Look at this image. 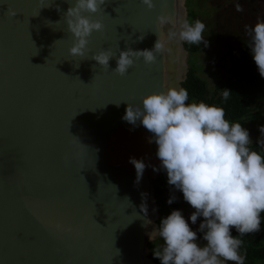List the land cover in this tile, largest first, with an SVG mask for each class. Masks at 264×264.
I'll return each mask as SVG.
<instances>
[{
	"label": "water",
	"instance_id": "water-1",
	"mask_svg": "<svg viewBox=\"0 0 264 264\" xmlns=\"http://www.w3.org/2000/svg\"><path fill=\"white\" fill-rule=\"evenodd\" d=\"M184 3L105 0L84 13L104 27L81 57L65 18L75 0H0V264L154 262L161 162L153 134L122 117L146 95L182 88L186 49L169 33L186 20ZM159 34L168 50L155 63L113 71L120 51L152 50ZM108 49L103 68L91 57ZM130 158L146 165L139 181Z\"/></svg>",
	"mask_w": 264,
	"mask_h": 264
},
{
	"label": "clouds",
	"instance_id": "clouds-1",
	"mask_svg": "<svg viewBox=\"0 0 264 264\" xmlns=\"http://www.w3.org/2000/svg\"><path fill=\"white\" fill-rule=\"evenodd\" d=\"M105 0H75L66 13L73 45V56L85 55L88 38L93 31H102L100 20H92L84 13H96ZM149 10L155 7L154 0H141ZM236 10L243 11L237 4ZM15 15L14 12L10 13ZM158 25L168 23L165 16L157 17ZM205 24L200 20L180 24V31L169 33V39L177 35L180 41L190 45L207 46L203 35ZM249 37L247 47L261 78H264V21L246 26ZM138 39L142 40L143 35ZM166 41L161 38L154 49L120 51L117 66L113 71L124 76L134 65L135 59L143 58L146 64L156 62V54L165 53ZM115 56L110 49L94 54V59L103 68ZM231 92L222 90L225 101ZM189 93L184 88H168L142 97L139 104H129L122 117L132 125L137 121L153 134L149 141L157 146L156 156L167 174V182L183 194L184 201L194 211L188 220L196 224L203 217L198 231L206 241L200 246L197 231H194L180 210H173L162 218L158 235L163 248L153 252L161 264H245L240 255L242 241L233 236L235 229L241 236L260 231L261 213H264V155L251 150L249 131L239 122L230 123L225 110L205 102L187 103ZM118 105V104H117ZM259 131L264 134V125ZM137 181L145 170L143 160L130 158ZM154 171L157 169H153ZM175 201L171 197L168 203ZM142 211L147 212L142 205ZM149 221L148 223H150Z\"/></svg>",
	"mask_w": 264,
	"mask_h": 264
},
{
	"label": "rangeland",
	"instance_id": "rangeland-1",
	"mask_svg": "<svg viewBox=\"0 0 264 264\" xmlns=\"http://www.w3.org/2000/svg\"><path fill=\"white\" fill-rule=\"evenodd\" d=\"M237 4L243 11L236 10ZM184 5L186 20L189 23L200 20L205 24L203 35L207 41V46L203 42L197 45L195 52L189 53L184 49L180 52L182 67L187 70L185 74L192 70L205 82L207 90L201 95L203 98L210 97L213 93L217 94L221 84L236 89L238 99H241L244 93L248 94L250 99L253 98V103L241 111L246 120L240 124L250 133V149L264 150V134L259 131L260 126L264 125V78L260 77L247 47L249 37L246 33V26L251 27L258 21H264V0H185ZM183 76L184 74L181 78ZM197 101L198 99H194L190 103ZM153 184L157 193L155 196L158 215L156 232L154 230L149 240V253L164 246L162 238L158 235L162 218L173 210H180L188 220L194 211L186 201L168 203L166 181L162 180L159 186L155 179ZM202 220L203 217H199L196 224H191L188 220L190 227L197 231V242L200 246L206 244L202 238L203 234L198 231ZM222 264L233 262L222 261ZM255 264H264V260Z\"/></svg>",
	"mask_w": 264,
	"mask_h": 264
},
{
	"label": "trees",
	"instance_id": "trees-1",
	"mask_svg": "<svg viewBox=\"0 0 264 264\" xmlns=\"http://www.w3.org/2000/svg\"><path fill=\"white\" fill-rule=\"evenodd\" d=\"M184 46L189 53L195 52L198 48L197 45H190L186 42H184ZM181 86L189 93V99L187 103H190L194 99H198L197 103L205 102L209 105L222 107L225 110V118L229 120L230 123L245 122L246 118L244 113L241 111L244 110V108L247 109L250 104L253 103V98L250 99L248 94L244 93L243 97L238 99V91L236 89H233L230 85L222 84L219 86L220 90H218L217 94L213 93L210 97L203 98L201 95L207 90L206 84L192 70H189L186 78L181 82ZM224 89H227L231 92L227 101H225L222 96V90ZM251 119H253V117ZM251 150L257 151L258 153L264 155V150H259L256 148H252ZM162 180L167 182V174L163 169L158 174L156 183L160 186ZM168 192L169 199L173 196L175 197L174 203L184 201L182 192L175 189L174 186H170L168 184ZM232 234L242 241L239 252L240 255L245 257V264H255L257 261L259 262L264 260V213H261V228L259 232L241 236L235 231V229H233ZM149 254L154 260L155 264H161L159 259L154 258L153 252H150Z\"/></svg>",
	"mask_w": 264,
	"mask_h": 264
}]
</instances>
